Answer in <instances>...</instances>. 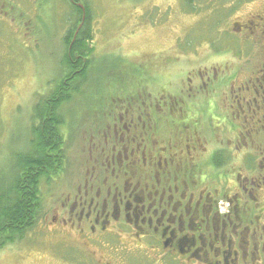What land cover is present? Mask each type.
<instances>
[{"label": "flooded vegetation", "instance_id": "flooded-vegetation-1", "mask_svg": "<svg viewBox=\"0 0 264 264\" xmlns=\"http://www.w3.org/2000/svg\"><path fill=\"white\" fill-rule=\"evenodd\" d=\"M3 6L13 0H0ZM240 15L232 39L244 47L229 51L234 64L201 72L197 90H186L183 80L176 95L164 87L152 95L139 80L128 95L104 101L85 173L55 178L57 206L43 214L39 208L26 232L40 225L90 264H264V0ZM199 98V118L237 120L224 141L216 135L211 153L230 175L201 162L210 149L194 126ZM65 160L64 150L56 175Z\"/></svg>", "mask_w": 264, "mask_h": 264}, {"label": "rangeland", "instance_id": "rangeland-1", "mask_svg": "<svg viewBox=\"0 0 264 264\" xmlns=\"http://www.w3.org/2000/svg\"><path fill=\"white\" fill-rule=\"evenodd\" d=\"M258 1L262 0H248L238 6L227 18L228 25L219 28L213 44L204 40L192 46L190 39L197 42L205 36V31H200V27L204 28L203 16L195 15L187 6L181 9L183 0H80L91 10L94 67L90 68L86 82L80 80L78 93L59 109L66 160L63 172L41 180V214L58 204L55 178L85 173L90 149L95 151L99 144L98 128L92 122L97 118L99 124L108 97L128 95L136 89V80H142L152 95L160 94L162 87L166 89L165 95H176L183 80L186 90H197L195 85L203 83L201 72L212 71L226 62L234 64L229 51L237 53L244 45L239 38L232 39L237 30L233 22L239 21L240 14L249 12ZM0 11V184L9 185L15 177L13 154L30 149L35 104L53 91L63 75L64 38L78 10L69 0H13V6L0 7ZM188 43L190 47L185 46ZM135 66L143 72L132 77ZM190 81L193 85H189ZM202 101L199 98L198 105L195 103L191 110L195 128L209 143L210 150L201 156V162L205 160L210 171L221 177L230 175L214 166L211 153L219 144L216 135L224 141L229 131H236L237 120L224 113H210L211 117L201 113L199 118L198 111H204ZM56 183L57 188L62 185V181ZM39 220L38 216L37 223ZM85 259L86 255L75 245L44 233L40 225L28 231L20 242L0 249V264H90Z\"/></svg>", "mask_w": 264, "mask_h": 264}, {"label": "trees", "instance_id": "trees-1", "mask_svg": "<svg viewBox=\"0 0 264 264\" xmlns=\"http://www.w3.org/2000/svg\"><path fill=\"white\" fill-rule=\"evenodd\" d=\"M183 1L184 5L182 4L181 9L187 6L195 15L203 16L204 28L200 27V31L204 30L205 36L199 38L197 42L191 39L189 41L190 45L196 46L204 40L213 44V40L218 39L219 28L227 23V18L238 6L248 0ZM75 7L78 16L64 38L66 50L61 61L63 75L56 82L53 91L44 100H39L35 104L30 149L13 154L15 177L11 184L4 182L0 186V249L22 240L26 231L33 226L35 221L31 220V216L36 219L40 208L41 180L43 177L55 175L64 161V150H62L64 135L61 131L63 116L59 109L62 103L71 100L74 93H78L80 80L86 82L90 68L94 67L95 50L91 46L94 29L91 10L85 4L84 18L83 10L79 6ZM81 23L82 26L79 28ZM209 33H212V36ZM135 68L137 69V66ZM142 72L143 70L137 69L130 75L137 77Z\"/></svg>", "mask_w": 264, "mask_h": 264}, {"label": "water", "instance_id": "water-1", "mask_svg": "<svg viewBox=\"0 0 264 264\" xmlns=\"http://www.w3.org/2000/svg\"><path fill=\"white\" fill-rule=\"evenodd\" d=\"M78 5H79V7L82 8V10L84 11V18H85V12H86V9H85L84 4H83L82 2H78ZM81 26H82V24H80L79 27H81Z\"/></svg>", "mask_w": 264, "mask_h": 264}]
</instances>
